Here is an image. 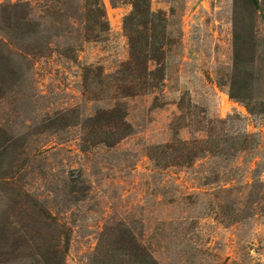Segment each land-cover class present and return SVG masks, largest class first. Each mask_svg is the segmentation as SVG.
I'll return each instance as SVG.
<instances>
[{"label":"rangeland","instance_id":"374dc122","mask_svg":"<svg viewBox=\"0 0 264 264\" xmlns=\"http://www.w3.org/2000/svg\"><path fill=\"white\" fill-rule=\"evenodd\" d=\"M5 1L41 25L0 18V264H139L130 237L157 264H264V113L230 96L264 112V0H151L164 78L132 96L128 0L96 40L82 0ZM115 107L125 131L93 121Z\"/></svg>","mask_w":264,"mask_h":264},{"label":"trees","instance_id":"16d2710c","mask_svg":"<svg viewBox=\"0 0 264 264\" xmlns=\"http://www.w3.org/2000/svg\"><path fill=\"white\" fill-rule=\"evenodd\" d=\"M82 1L84 12L82 17L87 33L85 39L93 38L96 40L100 38L102 33L109 30L103 0ZM41 2L42 6L48 11L55 7L54 0H41ZM128 2L132 5V10L125 18V27L130 42V57L122 65L121 73L127 74L134 78V80L130 78L128 85L119 88V94L122 96H132L149 89H154L160 85L164 78L159 75L161 72L160 67L152 71L149 66L150 62H155L157 66H161L164 60V46L154 47L150 42L152 38H155L156 30L161 26L159 23H162L163 18H155V14L151 8V0H128ZM246 2L248 4L249 2L252 3L255 6V11H259L260 0H245ZM0 18L8 30L22 32L25 35L37 33L41 25L40 22L33 19L32 4L29 1H5L0 8ZM250 18L252 17L250 16ZM261 19L264 20L263 17ZM235 38L238 43L240 41V34L237 33ZM238 54L237 49V56ZM11 67H13L12 64L4 61L3 55L0 53V79L6 74L14 75L15 72L13 69H10ZM246 90L247 87H242L235 79L231 81L230 96L232 98L245 100L251 112L264 113L263 110H256L255 106L251 104V97L242 94ZM2 97L3 94L0 93V99ZM124 116L123 112L118 107H115L98 112L93 121L104 123L106 127L121 132L125 131L128 127ZM125 248L128 255L137 261V263L157 264L156 260L134 238L130 237V240L125 243ZM60 251L64 252L65 246H61ZM53 264H61V262L58 261Z\"/></svg>","mask_w":264,"mask_h":264}]
</instances>
